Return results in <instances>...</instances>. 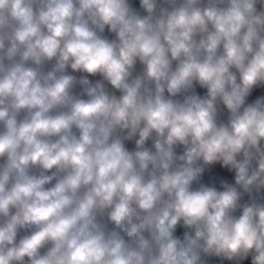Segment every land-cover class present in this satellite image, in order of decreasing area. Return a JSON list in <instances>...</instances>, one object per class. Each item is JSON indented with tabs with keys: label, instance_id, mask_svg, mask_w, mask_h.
Here are the masks:
<instances>
[{
	"label": "clouds",
	"instance_id": "clouds-1",
	"mask_svg": "<svg viewBox=\"0 0 264 264\" xmlns=\"http://www.w3.org/2000/svg\"><path fill=\"white\" fill-rule=\"evenodd\" d=\"M0 264H264V0H0Z\"/></svg>",
	"mask_w": 264,
	"mask_h": 264
}]
</instances>
